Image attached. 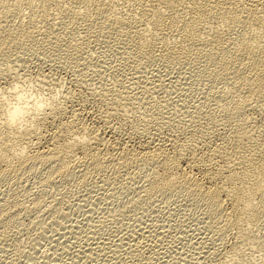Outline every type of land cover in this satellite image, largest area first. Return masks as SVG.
Wrapping results in <instances>:
<instances>
[{
    "label": "rangeland",
    "instance_id": "1",
    "mask_svg": "<svg viewBox=\"0 0 264 264\" xmlns=\"http://www.w3.org/2000/svg\"><path fill=\"white\" fill-rule=\"evenodd\" d=\"M17 1L15 8L19 10H14L26 15L25 2ZM102 1L105 5L99 2V8L109 18L119 19L126 14L121 18L127 19V13L134 9L128 0ZM227 2L233 3L234 10H248V0ZM64 4L72 9L81 5L67 1ZM75 9L84 11L83 6ZM176 14L188 19L187 22L197 20L203 36L219 28L225 31L218 18L205 16L203 22L202 15ZM113 17L111 20L116 19ZM40 19L41 15L35 20L36 31L39 30L35 32V46L13 50L5 59L0 57V69L12 67L24 74L32 73L45 84L54 80L66 83L71 99L63 105L58 121L66 122L75 113L78 124H86L100 140L91 144V151L104 154L105 160L94 171L88 170L87 160L81 163L85 165L73 163V169H68L72 174L67 171L62 175L51 174L48 167L31 166L25 169V174L17 176L19 181L13 177L1 182L0 264H263L264 213L251 215L246 211L240 220L246 219L244 222L250 225L239 220L242 227L240 223H232L236 217L228 215L231 201L224 196H221L222 210L193 198L182 188L148 193L154 170L140 157L153 148L164 150V147L178 164V145H182L184 152L176 174L201 179L205 188L214 182L220 186L228 184L226 174L220 172L226 159L224 149L233 152L254 142L264 148V87L251 98L246 95L247 98L244 95L238 98L234 82H241L240 77L223 78L215 68L214 58L204 56L196 46L186 47V54L171 49L159 52L166 45L177 48V34L157 44L165 43L163 48L156 45L150 53L145 49L138 51L132 37L137 28H144L138 22L132 24L136 27L128 37L118 35L123 28L113 31L118 27L116 24L110 33H98V29L93 32V27L87 32L83 29L88 23L86 18L74 30L65 20L50 16L48 21L52 23L44 25ZM45 26L56 34L63 32L60 37L63 36L64 45L69 44L68 48H80L75 62L63 43L62 47L44 43ZM241 31L237 28L233 36ZM261 31L254 29L249 34L261 38L264 36ZM152 34L158 36V32ZM131 38L134 39L130 41ZM244 72L247 75L249 71ZM0 74V84L5 83L7 72ZM114 97L119 98L117 102ZM238 102L240 110L236 111ZM225 106L227 111L221 112ZM51 120L45 119L44 127L38 131L44 138L34 147L42 151L59 130L54 129L57 123ZM125 154L130 160L134 155L136 158L125 164L119 161L125 160ZM79 156H75L76 160ZM218 170L221 174H216ZM209 172L217 179L210 181L203 177ZM259 192L261 189L254 198L264 197Z\"/></svg>",
    "mask_w": 264,
    "mask_h": 264
},
{
    "label": "bare ground",
    "instance_id": "2",
    "mask_svg": "<svg viewBox=\"0 0 264 264\" xmlns=\"http://www.w3.org/2000/svg\"><path fill=\"white\" fill-rule=\"evenodd\" d=\"M12 1L13 0H0V57L1 58L4 56L5 57L8 56V54L13 50H17V49L19 50L21 48H32L33 46H35L36 44L35 34H37L39 31V30L36 31L37 27L35 25L37 23L35 22V20L36 17L37 18L39 17V15H41L40 23H43L44 25L46 23L48 24L52 23V21L49 22L50 21L49 18L50 16H52L55 17V19H60V21L65 20L63 22L68 24V26L72 28L71 30H74L75 28L80 27L79 23L86 18L88 19V21L86 20L88 23H86V25L83 27L85 31L88 30L90 27H93L94 28L93 32L95 29H98V30H102V31L97 30L98 33L103 31H108V33H110L112 29L117 28L116 30H113V31H117L119 30V28H123V30L120 29L123 32L118 33V35L123 33L124 36H128V37L131 36V33H133V31L131 32L130 30H133V27H136L132 24L138 22L144 26L143 30L137 28L134 31V36H132L135 37V40H133L135 43L134 42L133 43L134 45L135 44L137 45L138 51L142 52L145 49V52L150 53L152 50L154 51V49H156V48L153 49V47H155L160 41L162 42L165 39H168L170 35L174 36L177 34L178 36L177 38H179V43L177 42L179 44L178 47L174 48L176 45H174V47H172L173 45L165 46V43H163L166 48L160 49L159 52L161 51L163 52L167 49L168 50L171 49V50L181 51V53L186 54V52L188 51L186 50V47L196 46V48L204 56L214 58L213 62L215 68H217V72L223 75V78L228 77L229 79L230 76L240 77L241 82H237V84H235L234 82L235 85L234 87L236 88L237 86L236 89L239 91V93L236 92L238 94L237 96L238 98H240L241 95L253 97V95L254 96L256 95L255 93L257 92H258L257 94H259V92L261 93L260 89L264 87V40L262 39V37L264 38V36H261V38L251 37L252 36L251 31L253 32L254 29L259 31L262 30L261 32L264 31V0H248V10L244 12L243 10H241L242 12H240L239 10H234L235 8L234 6H232L233 3H228L229 1L227 2V0L226 2L224 0H210L211 1L210 3L208 2V0H128L134 5V9L131 10V12L129 11L127 13L129 14L128 18L124 19L125 16H127L125 14V16L122 15L124 18H121L122 17L121 16L118 19L114 16L116 19H112V20L111 18L113 16L111 18H109V16L108 17L105 16L104 15L105 12L103 11V9L99 8L100 7L99 2L101 5H105V2L102 0H99L98 4H96L97 0H23L22 2L23 3L25 2L24 4L26 5L28 10V13L26 15H24V13L21 14V11L16 12V10L14 9L19 10L18 8H15L17 5L15 3L16 0L13 2ZM66 1L69 2V4L70 2H75L77 5L78 4L81 5H78L80 6L79 8H76V6L75 7L73 6L74 7L73 9L67 8L65 7L64 4V2ZM66 5L68 6V4ZM81 6H83L84 9V11H82L81 9L83 13L74 11L75 8L80 10ZM52 7L54 8L52 10V13L54 12L53 14L49 12L50 8L52 9ZM226 9L228 11H226ZM86 11H89L88 12L89 14H87ZM224 11L228 12L229 14L226 13V15L224 16ZM176 12L181 14L185 12L188 14L190 13V15H193L194 17L195 16L197 17L198 15H199L198 17H200V15H202L201 20L203 22L206 21V19L203 20L205 16L210 19L218 18L222 20L223 22L222 24L225 27V31H223L224 28L222 27L223 30L219 28L213 34H209V35L206 34L203 36V33H201V31L198 29V26L200 25L197 23L198 22L197 20L190 19L187 22L186 20L188 19L186 18H188L189 16L185 18L186 20H184L181 19L179 14L177 15ZM106 15H109V13ZM193 16L189 18H194ZM81 24L83 25V23ZM115 24L118 27H116ZM46 27L47 26H45V30L43 31L44 43L46 42L47 44H53L54 47L61 46L62 43L65 42L62 41L63 36L60 37V34H62L63 32L60 34H56L55 30L46 29ZM237 28H241L242 33H238V35H235L236 37H234L233 35L237 34L235 33V30ZM151 29L155 30V32ZM68 30L70 31V28ZM156 31L158 32L157 37L150 36V34L153 35L152 33L156 34L157 33ZM67 32H65V34ZM249 32L251 34H249ZM101 34L103 33H100V35ZM112 34H117V33L112 32ZM117 39L121 41V39L119 38ZM132 39L134 38H131L130 41ZM64 44L65 43H63V46L64 47L67 46L68 48L69 44L68 45H64ZM163 44L161 43L160 46L157 45L156 47L163 48L161 47L163 46ZM77 48L78 46L77 47L70 46L68 48L69 58L74 60V62L75 59L77 58L76 56L78 55L80 49ZM146 48L147 49L150 48V50H146ZM5 57L3 59H5ZM245 70H248L250 73L248 72L247 75L244 74ZM118 99H119L118 97H114L115 102H117ZM239 104H240L239 102L238 104L237 103L235 104L236 111L240 110ZM113 105H115V103ZM224 108L226 109L227 106H225ZM225 109H222L221 112H226L227 109L226 110ZM61 111L55 112L50 118L55 123H57V126H54L55 127L54 129L58 128L59 130H56L54 132L55 135L51 137V139L49 138L50 140L45 151L38 149V147L36 148L34 147L36 144L41 143L39 141L41 138H44L41 135V133L40 134L38 132L25 133L23 136H20L18 140H12L11 139L12 133L7 128L0 127V183L10 178L14 179L13 177H16L15 179L19 181L17 179L18 178L17 176H19L20 174H21L20 176H22V173L25 174L24 171L25 169H27V167L36 166V165L48 167L49 168L48 170L52 171L51 174L54 173L57 175L59 174L62 175L63 172L66 173L68 169H70L73 166V163L74 166L77 163L80 165H85L81 163H85L86 160L89 161L86 162V165L87 166L89 165L88 170L94 171L100 168L101 163L104 162L105 160V158L103 157L104 154L101 155L102 153L99 154L97 153L96 150L93 152L91 151L92 147H90L91 144L93 143L95 144L98 141H100L99 138L96 136L93 130L88 129L89 130L88 143L78 145L75 142H69L71 140L70 132L73 130L80 131L84 126L83 123L81 122H79L78 124L79 119L77 118V115L75 113H72L73 115L71 114L72 115L71 119H69L66 122L62 123L58 121L60 120L59 113H61ZM47 118L48 117H45L44 119L38 122L39 128L44 127L45 124L44 121L45 119L47 120ZM236 137L238 138L239 136ZM248 139H250V137H248ZM10 143L27 144L29 146L28 154L25 155L23 158L14 157L12 155ZM174 146H176V143L173 145V148ZM178 147H180L179 151L177 150L179 148L176 149L178 152V158L175 157L176 159H178V164H177V160L174 159L173 154L172 156L169 155L170 153L167 154L165 152L166 149L164 147H162L164 150H162L161 147L153 148L154 150L151 151L149 154L145 155L144 153L143 154L144 156L142 155V157H140V160H142V162L150 163L151 167L154 170L153 175L150 176L149 178V183H148L149 188L147 190L148 193H152V191L169 192L173 188H182L187 192L188 195L193 196V198L207 201L213 206H216L217 208L222 210H223V204H222L223 201L221 199V196H224L225 198H228L229 201H231V206H230L231 209L228 215L234 216V218L236 217L235 220H232L230 217V219L233 221L232 223L234 224L240 223V226H242L241 225L242 223L246 222L245 221L246 219L244 220L245 222L244 221L242 222L243 219L240 220L241 215L246 213V211L249 210L248 214L251 215H255L253 213L256 214L264 213V197H261L260 199L254 198L255 194H257L258 189H261V192L264 193V186L262 185L264 184V148H262L261 146H259L257 143L254 142L253 145H248V146L244 145L241 148L237 147L238 149L237 150L234 149L233 152L230 149H229L230 151L228 149H227L228 151L224 149L225 151L223 150L224 151L223 153H225L224 156L226 157V159H224V166L220 168V172L226 174V181L228 183L226 185H228L227 187L229 188L224 187L225 184L222 185L221 183L220 186L218 184L219 182L218 183L214 182L212 186L210 187L208 186L205 188L203 185L204 182L201 181V179L192 180L187 176H185L186 174L183 173H181L180 175L176 174L178 173L176 172L178 171L177 169H179V159L182 158L184 152L182 145L180 146L178 145ZM77 155L81 156V157L79 156L80 158H77V160L79 159L78 161L75 158V156L77 157ZM124 156H125L124 158L125 160L119 158L121 159L119 161H124L125 164H127L128 161L130 163L133 157L136 158V156L135 155L133 156V154H132L133 157L131 156L132 157L131 160L130 158H128L130 157L128 156V154H125ZM138 157L139 156H137V158ZM190 166L192 167L195 166L193 161L190 163ZM157 169L160 170V173L156 172ZM84 170H86V168ZM71 171H68L67 174L68 173L72 174ZM212 174L213 173L209 172L206 173V176L203 177H206V179L210 181H214L217 178L215 174L213 175ZM216 174H221V173H219L218 170ZM220 176L221 175H219L218 177ZM261 192L259 193L261 194ZM254 200H256V202ZM242 211L244 212L242 213ZM258 215L253 217H257ZM239 220L242 223L239 222ZM247 224L250 225V222L249 223L247 222ZM247 224L245 223V225ZM235 226H239V225H235ZM246 231L248 232L249 229ZM249 233L251 232L249 231L248 234Z\"/></svg>",
    "mask_w": 264,
    "mask_h": 264
},
{
    "label": "clouds",
    "instance_id": "3",
    "mask_svg": "<svg viewBox=\"0 0 264 264\" xmlns=\"http://www.w3.org/2000/svg\"><path fill=\"white\" fill-rule=\"evenodd\" d=\"M8 79L0 84V127L12 133V140H18L25 133L38 132V122L45 117L51 118L55 112L62 110L71 97L67 85L59 80L43 83L35 74L21 73L19 69L8 67ZM88 128L71 131V140L79 144L89 142ZM12 155L23 158L28 154L27 144H11Z\"/></svg>",
    "mask_w": 264,
    "mask_h": 264
}]
</instances>
